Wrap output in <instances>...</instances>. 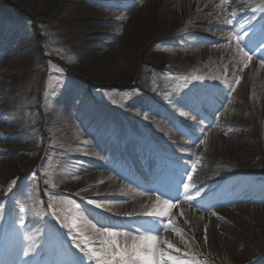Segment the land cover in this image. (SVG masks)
Instances as JSON below:
<instances>
[{"label":"rangeland","instance_id":"rangeland-1","mask_svg":"<svg viewBox=\"0 0 264 264\" xmlns=\"http://www.w3.org/2000/svg\"><path fill=\"white\" fill-rule=\"evenodd\" d=\"M91 2L111 4L120 9L110 10L116 12L114 18L105 16L93 19L92 15L97 10L105 9ZM142 3L143 0H44L38 3L34 0H0V54L7 45L11 49L8 55H0V108L4 110L0 113V234L7 217L6 192L16 177L11 171L4 172L1 161L19 158L20 163H16V169L21 174L13 196L14 211L7 236L10 249L5 262L54 264L53 259L57 253L55 247H58L60 242L57 238L51 239L50 235L54 236L57 225H61L66 228L74 243L79 245V248L75 247L74 252L89 264H98L97 259L84 256V251L91 249L101 253L102 249L107 247L104 242L111 238L98 237L99 232L85 229L84 221L89 223L92 229L93 226L97 229L104 228L95 224V217L106 221L116 220L119 225L132 224L135 231L139 228L141 232L155 237L156 233L149 226L151 218L144 216L143 212L146 208L151 209V203L154 201L157 203L158 195L145 194V201L133 199L124 207L101 201L104 207L109 209L103 211L88 200L79 199L74 192H70L71 183L64 181V177H57L63 173L60 170L63 166L69 167L75 160L83 158L96 160L109 146L107 154L104 155L109 158V162L117 159L120 161L117 166H123L127 164L123 161L125 156L131 159L130 167L123 172L128 175L130 170L133 183L119 180L114 174V166L103 170V175L110 176L112 183L117 180L120 185L128 186L130 193L136 192L137 182L148 181L141 165L143 163H139L138 153L143 152L145 144L149 142L139 137L140 130L137 126L146 128L145 130L150 132V138L155 143L160 142L162 149L167 148L171 141L170 136L176 135L177 129L180 130V117L188 101L181 104L177 111V123L173 124L161 116L146 118L143 114L145 110L139 106L141 101L135 100V96L141 94L139 78L147 77L149 80L150 77L154 79V74H162L161 67L157 66L160 62L158 59L167 57V54L156 56V51L152 48L145 49L139 45V38L146 27L145 18L148 20V31L150 26L152 30L157 31L162 27L160 20L163 14L157 0H152L146 15L141 11L129 19L127 14L136 10ZM241 4L243 12L249 11L251 5L256 6V9L249 21L241 23V29L236 35L231 37L230 32L224 38L226 40L223 43L226 42L233 54L239 53L240 48L248 47H244V43L254 44L256 36L264 29V0H241ZM222 20L225 23L231 21L224 27L227 32L233 31L237 25L233 18L225 17ZM212 21L215 19L211 16L204 19V23ZM215 25H201L198 33L202 37L215 38L213 30L222 31L218 23ZM93 26L98 28L94 29ZM16 33H22L24 37L22 46L19 45L20 42L8 44L11 35ZM119 35L123 38L120 50L126 52L123 57L110 58L105 55L100 61L85 65L100 49L115 45L113 40ZM238 36L243 38L237 39ZM212 46L216 48L219 45L209 44L206 48ZM257 51L264 56V45H260ZM217 54L219 51H209L206 56L198 58L197 69L190 78L191 81L206 79L204 92L208 90L212 96L209 111L215 109L220 112L226 109L227 124L224 126H220L217 116L210 115L212 127L208 131H212L213 135L203 137V151L199 155L203 165L200 171L213 170L214 175L207 181L211 182L209 185H196V188L201 190V195L195 197V205L201 207L199 212L186 202L171 209L172 218L177 220L176 223L173 221L172 227L190 229L189 223L179 219L181 216L193 214L196 217L195 214L198 213L207 218L205 227L208 229V252L203 255L199 251L197 258L193 259L196 264H264V179L252 175L255 169L264 171V76L260 75L256 79L251 77L248 82H244L243 72L240 70L227 79L224 83L226 86L222 84L221 87L226 91V102L230 101L235 106L227 107L211 92L214 77L218 76L221 81L225 78V64L221 62L222 59L215 61ZM174 58L180 60L181 56L174 55ZM254 60L264 65L261 59ZM75 66L78 68L75 69ZM122 72L125 73L124 76L121 75ZM53 73L58 76H53ZM140 74L144 75L141 77ZM132 83L134 86H131ZM75 98L85 101L88 111L96 119L95 127L101 131V138L99 134L92 135L93 131L83 132L79 128L78 135L72 139L69 136V126L72 124L69 118L72 114L68 117L66 111L62 121L56 119L58 111L66 108L64 103ZM131 101H136L137 105ZM151 118H154L153 123L150 122ZM47 120L52 126L47 127ZM54 122L56 124L53 125ZM200 123L204 124V121ZM162 125L166 132L162 137L156 138L155 134ZM203 131L204 127L194 125L193 132L188 135L187 146L181 151L182 156H172L174 163L164 174L170 184L183 187L180 181L184 178V183H191L188 175L181 176L180 173L191 174L193 178V173L184 168V165L188 164L185 156L193 152L194 144ZM7 134L14 136L5 140ZM18 135L20 139H17ZM87 142L92 144L91 151L82 149V145ZM8 144L13 147L10 151L6 150ZM247 148L255 152L245 151ZM65 150L69 151L70 160L67 155L66 163L59 164V158L66 155ZM168 152L175 151L169 148ZM236 156L242 158L239 166L233 164L232 159ZM242 171H247L246 175H242ZM92 181L94 187L100 188V194L106 191L122 193L116 185L110 186L114 184L106 185L103 181H96L95 177H92ZM220 181L226 182L228 188L234 185L232 194L252 196L260 199L261 203L247 204L232 200V203L223 205L226 201L230 202L221 197L227 195V191L218 196L213 193L214 184ZM72 187H77V184ZM168 190V185L162 187L163 192ZM219 200L222 204L217 206ZM169 201L173 203L175 198ZM94 202L100 203L95 200ZM234 209L236 210L233 211ZM210 221L221 226L229 223L239 226L243 233L241 240L227 244V241L218 239L215 229L216 239L210 237ZM117 231L127 233L124 230ZM131 236L126 235L122 241L120 236H117L116 240L121 248L127 247L131 251L132 238L138 236L137 231ZM181 237L184 238V235ZM96 242H99L98 246ZM135 242L139 243V240ZM169 243L172 245L171 251L174 245L192 246L187 239L186 243L181 245L176 236H173ZM24 251L30 252L27 258L23 255ZM74 252L70 256L73 261Z\"/></svg>","mask_w":264,"mask_h":264},{"label":"bare ground","instance_id":"bare-ground-1","mask_svg":"<svg viewBox=\"0 0 264 264\" xmlns=\"http://www.w3.org/2000/svg\"><path fill=\"white\" fill-rule=\"evenodd\" d=\"M44 0H34V2H42ZM62 1V0H61ZM152 2V0H143V3L138 7L136 10L130 12L129 19H131L136 13H140L143 11V13L146 15V12H148L149 9V3ZM20 3H23L20 1ZM92 4L102 7L105 9V11L97 10L94 15H92L93 19L99 18V17H105L107 16L109 19L114 18L116 15V12H111V9L119 10L117 6H112L111 4ZM157 3L161 7L162 10V17L160 20V23L162 27L154 31L152 30L150 26V30L148 31V20L145 18V29L139 38V45L142 48L145 49H153V51H156V56H159L160 54H167V57L162 56L161 60L158 59L160 62L157 64V66H160L163 73L162 74H154L153 77H150L148 80L147 77L139 78L138 84L141 91L140 95L135 96V100L141 101L140 107H142L145 111L144 114L146 118L148 117H162L168 122H171L173 124L177 123V116L179 114L178 109H180V106L182 103L187 102L193 95H195L197 92L204 91V82L205 78H198L190 80L193 73H195L197 69V62L196 60L200 58L201 56H206L209 51H219L218 56L216 57L215 61H220L219 59H222L221 62L225 64V78L223 81L219 79L217 76L214 77L215 85L212 89V93L215 95L216 98L220 99V103L225 104L227 107H235L232 102H226V99L228 98L226 95V91L224 90L221 85H225V81H228L227 79L232 78L237 72H240V70L243 72L242 77L244 82H248L251 77H258V76H264V65L255 61L254 59H261L264 61V56L257 51V48L255 46L260 45L264 42V29L259 35L256 36L254 44L244 43L243 46L248 47L244 48L245 51H248V53L252 56L251 60H247L246 58H242L239 53L233 54L231 52V49L226 46V42L223 43L226 39V35H228L230 32H232L231 37L233 35H236V33L241 29V23L249 21L250 17H252L255 12L256 6L251 5V9L249 11L243 12L241 10L242 4L241 0L233 1L228 0L227 4L222 3V0H157ZM22 5V4H21ZM113 7V8H112ZM248 7V6H247ZM211 16L215 21L204 23V19ZM225 17L233 18L234 22L236 21L237 25L233 29V31H226L224 29L225 26L229 25L228 22L225 23L224 20H222ZM215 23H218L219 28L222 27V31H216L213 30L215 33V38L212 36L210 37H202L198 33L199 27L201 25L206 26H216ZM257 25V23H255ZM221 25V26H220ZM255 25V26H256ZM92 27V26H91ZM93 28H98L96 26H93ZM92 29V28H91ZM114 29V28H112ZM215 29V28H214ZM224 29V30H223ZM108 30V29H106ZM94 32V31H91ZM222 35L219 36L217 34ZM224 33V34H223ZM24 37L22 36V33H16L11 35L8 44L12 45L16 42H20V46L24 44L25 41H23ZM115 45L112 47H108L106 49H100L98 53H95L94 56L90 59V61L86 62L85 65H89L90 63L94 61H100L103 59V57L106 55L107 57L112 58L113 56H120L123 57L125 55V51L120 50L121 44L123 42V38L119 35V37H115ZM233 40V38H232ZM173 44V45H172ZM210 45H219L216 48H206ZM224 45V46H223ZM254 48L256 49L254 52ZM4 51L0 54L1 56L8 55V52L11 50L9 48V45L5 46L3 48ZM159 51V52H158ZM98 54V55H97ZM180 55L181 59L178 60L174 58V55ZM172 55V56H171ZM78 61V59H75ZM75 61V63L77 62ZM224 61V62H223ZM245 63H247V67H245ZM78 68L75 66V69ZM79 69H77L78 71ZM80 71V70H79ZM123 73V72H122ZM53 76H58L56 73L52 74ZM125 75V73L121 74ZM144 74H140L142 77ZM153 74L151 73L150 76ZM152 81V82H151ZM146 83V84H145ZM226 86V85H225ZM262 95H264V91L262 90ZM233 99V98H232ZM131 100H133L131 98ZM68 102H65L66 108H62L58 111L57 120L62 121L64 117L66 116L65 113L67 111L68 117L70 114H72L69 118L72 122L71 126H69L70 134L69 136L73 139L76 138V135H78L79 128L83 130V132H92V135H97L99 131L95 127V117L88 111L87 105L84 100H81L79 98H75L72 100H67ZM131 103H136V101H131ZM216 107V106H215ZM4 110L0 108V113H2ZM212 115L217 116L220 126H224L227 124V116H226V109L222 110L220 112L216 111L215 109L212 110ZM154 118H151V121L153 123ZM49 121L47 120V127L52 126V123L49 124ZM56 124L55 122L53 125ZM140 130V135L143 137L144 135H150V132L145 130L144 128H141L137 126ZM212 127V124H207L204 128L203 133L201 134V137L197 142L194 144L193 152H190L186 155V160L188 161V164L184 165V168L187 169L189 172L193 173V178L191 180V183H194L195 185L205 184L209 185L211 182H207L210 177H212V174L214 175L213 170L205 172H201L200 170L203 168L202 161L200 159V154L203 151V143L204 139L203 137L205 135H213L212 131L209 132L208 129ZM19 128V127H18ZM15 128V129H18ZM166 132L165 127L162 125L158 128L155 136L157 138H160L163 136V134ZM14 136V135H13ZM12 134H7L4 139L9 140L12 139ZM100 136V135H99ZM258 139L259 136L257 135ZM17 139H20V135L17 136ZM203 141V143H201ZM257 141V139H256ZM82 149L85 150V148L89 149V151L92 150V144L88 143L82 145ZM148 148L147 152H143L139 155V159L144 161L146 164H148V152L154 153L156 152V149L159 150L161 148L160 145H157L155 147V150L152 149V147H149V145L146 146ZM13 147L8 144L6 146V150L10 151ZM108 146L106 147V150L101 153L96 160L83 158L75 160V162L72 165L63 166L60 170L63 171L59 179H63L64 181H68L71 183V191L74 192V195L77 196L79 199H85V200H95L101 201L103 203H109L112 202L116 206L124 207L127 202L133 201V199H141L145 201V193L153 192L160 190L162 186L167 184L166 177L165 179H160L159 176H155L152 178L150 183H139L138 191L136 192H129L128 186L120 185L117 180H115L112 183V179L110 176L103 175V170H108L112 165L108 164L109 161L107 157H104L105 153L107 154ZM259 151V149H256ZM247 152H255L252 149L247 148L245 149ZM64 153L65 156H62V158H59V164L66 163V158L69 153V151L65 150ZM247 155V154H246ZM68 159L70 160V155H68ZM241 156H236L234 159H232L234 162L233 164L236 166L241 165ZM126 161V160H125ZM1 165L4 168V172L11 171L13 174L16 175L15 179L21 174L16 169V163H20L19 158H10L5 159L1 161ZM114 164L117 163L115 160L113 162ZM116 167V165H114ZM147 166V165H146ZM127 167H130V163L127 164ZM118 171L116 173L118 179L122 180H131L132 176L130 174L126 176L124 175V172L121 171L120 168H117ZM59 170V171H60ZM203 174V175H201ZM222 175V174H221ZM92 177L96 178V181H103L106 185L115 186L118 187L119 190L122 193L115 194L114 192H105L100 194L98 192V189L94 187V183L92 181ZM172 179L174 180V175H171ZM176 177V176H175ZM177 178V177H176ZM185 182V178L183 180ZM110 183V184H109ZM73 184H77V187H72ZM226 182H221L214 184L213 193L214 195H220L222 192L225 193L227 191V195H222V199H228L230 202L223 203H232L233 201H237L240 203H247V204H258L261 203L260 199H257L252 196H241V195H234L232 194L233 189H235L234 185L232 187L228 188L226 186ZM119 185V186H118ZM172 187V191L166 192L163 194V197L165 199H171L172 197L175 198V202L173 204L175 206L180 205V203L186 202L187 205L194 207V209L199 212L201 210V207L195 205L196 198L194 196L193 201L187 202L183 199V187H178L175 184H170ZM77 189V190H76ZM195 193V189L193 188ZM179 197V199H177ZM178 201V203H176ZM176 203V204H175ZM102 204V203H101ZM156 202L154 201L151 203V206L155 205ZM220 200L217 206H219ZM174 206V207H175ZM233 207V206H232ZM172 209V208H171ZM171 209L168 212L167 216L164 217H158L156 220H153L152 218L149 220V223H151L149 226L151 227V230L156 233L155 235V242H154V251L156 252V259L159 262L160 257L159 253L164 252L165 259L164 264H172L171 260L167 259V256L173 257V259L178 261H187L188 264H196L194 258H197V253L199 251L206 255L207 250V242H205V229H206V235H208V229L205 227L207 218L202 217L200 215L195 214L196 217H194L193 214H190L188 216H181L179 219H183L187 223H189L190 229L186 230L184 227H178L174 226L172 227L173 223L177 222V220L173 219L171 216ZM233 209V208H232ZM234 209L233 211H235ZM94 214V213H93ZM134 214V213H133ZM139 218L140 216L137 215ZM118 217V215H117ZM95 224L97 226H104L108 227L113 231L118 232L117 230H126L129 235L127 237H132L131 234H136L135 228L132 224L129 225H119V223L116 220H110L106 221L101 218L95 217ZM169 220H171V224H169ZM226 219H224L225 221ZM228 220V219H227ZM159 221V223H157ZM174 221V222H173ZM222 221V220H221ZM204 223V225L202 224ZM210 237H213L216 239L214 235V229L216 232H218V239L222 241H227L228 243H237L241 240V233L242 230L237 225L232 224H224L223 226L214 224L212 221H210ZM84 227L87 231H92V226L89 223H86L84 221ZM153 225L155 227L153 228ZM4 228V224L1 228V232ZM103 228H101L102 230ZM118 233H122L119 231ZM243 234V233H242ZM181 235H184V238L181 237ZM102 236L100 233H98V237ZM119 238L122 240H125L126 235H118ZM173 236L177 237L180 241V244H185L186 239L190 241L192 246H185L181 247L179 245H174L173 249L171 251L170 248H168L169 240ZM117 238V237H116ZM174 243V241H172ZM200 243V245H199ZM99 245V242H96V246ZM199 248V249H197ZM70 258V252L66 251L64 248H60V251L58 253V256L56 258L55 264H64L66 260Z\"/></svg>","mask_w":264,"mask_h":264},{"label":"snow or ice","instance_id":"snow-or-ice-1","mask_svg":"<svg viewBox=\"0 0 264 264\" xmlns=\"http://www.w3.org/2000/svg\"><path fill=\"white\" fill-rule=\"evenodd\" d=\"M222 3L227 4L228 0H222ZM228 23H231V21H228ZM243 37H237V39H242ZM260 45H264V43H261ZM257 46V48L260 47ZM256 49L254 48L253 52ZM239 54L242 58H246L247 60H251V56L249 55L248 51H245L244 48L239 49ZM247 67V63L244 65ZM238 82V81H237ZM177 131H180L177 129ZM182 134V133H181ZM203 143V141H201ZM181 176L188 175L189 181L192 180V175L188 173H180ZM181 184H183V199L184 201L191 202L195 197H199L201 195V190L199 188H196V185L194 183H184L181 179ZM15 184V181H12V185ZM195 188L196 191L193 193L190 191L191 189ZM9 191L12 190L11 185L9 186ZM179 199V197H177ZM157 203L151 207V209L146 208L143 212V215L149 218H152L153 220H156L158 217H164L168 215V212L171 208H173L175 205L173 203H170L168 199L161 200L160 196L156 197ZM90 204H94L96 208L102 209L103 211H109V209L105 208L103 204L101 203H95L93 200L88 201ZM23 211V209H22ZM215 215V213H213ZM159 223V221H157ZM23 224V220L21 219V225ZM169 224H171V220H169ZM155 225H153V228ZM93 231L99 232L100 235L106 236L108 239L104 243L107 245L106 248L102 249L101 253H97L91 249L88 251H84V256L88 257L89 259L95 258L98 261V264H164L165 259V253L160 252L159 262L156 259V252L154 251V242L155 237L149 234H146V232H141L139 228H137V237H133V243L131 247V251L128 250L127 247L121 248L120 244L116 240V237L118 235H129L128 233H118L116 231L111 230L108 227H104L102 230L95 228L93 226ZM139 240V243H136V240ZM205 242H207V235H206V229H205ZM73 247L79 248L78 244H73ZM168 247L171 248L172 245L169 243ZM24 257H28L30 255L29 251L23 252ZM107 257V258H105ZM168 260L172 261V264H188L187 261H178L173 259L171 256H167ZM67 264H73L72 261H67Z\"/></svg>","mask_w":264,"mask_h":264}]
</instances>
